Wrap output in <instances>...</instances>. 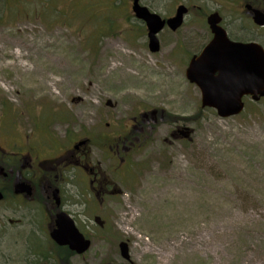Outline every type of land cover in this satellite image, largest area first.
<instances>
[{
	"label": "rangeland",
	"instance_id": "1",
	"mask_svg": "<svg viewBox=\"0 0 264 264\" xmlns=\"http://www.w3.org/2000/svg\"><path fill=\"white\" fill-rule=\"evenodd\" d=\"M142 1L165 19L179 5L190 10L178 32L160 33L156 54L132 0H0V144L41 156L89 140V160L121 195L84 212L77 191L87 185L74 183L76 173H67L66 192L81 221L89 211L107 218L105 228L83 224L96 237L91 256L97 251L103 264H264V99H247L242 115L224 120L202 109L200 89L186 77L210 40L212 12L221 13L234 39L264 42L243 8L251 0ZM77 49L80 84L76 72L53 66L73 67ZM116 61L133 77L108 75ZM21 66L37 69V82L45 74L71 87L35 92ZM149 121L160 123L154 135L124 153L122 140ZM183 127L190 140L172 136ZM121 242L129 244L131 262L121 257Z\"/></svg>",
	"mask_w": 264,
	"mask_h": 264
},
{
	"label": "flooded vegetation",
	"instance_id": "2",
	"mask_svg": "<svg viewBox=\"0 0 264 264\" xmlns=\"http://www.w3.org/2000/svg\"><path fill=\"white\" fill-rule=\"evenodd\" d=\"M239 8L232 11L229 9L232 12L230 13L232 19H236L234 16L239 14ZM243 8L253 19L256 10L264 13V0H251ZM187 9L189 10L188 7ZM215 12L221 16L219 11ZM221 18L223 20L221 26L227 31L229 39L233 42H244L232 37L225 18L222 16ZM255 27V30L264 35V27L258 24H255ZM208 28L211 36L207 45L214 37L209 25ZM247 42L260 43V39ZM260 44L264 48V42ZM163 116L164 113L161 112L157 119L160 121ZM143 117L140 121L142 124H144ZM134 122L137 120L135 119ZM154 122L149 121V127L143 126L141 133H135V136L130 134L131 140L129 138L122 140L123 152L134 151L138 148L137 144L146 141L150 133L152 134L160 125L158 123L156 126ZM183 129L184 127L178 128L172 136L183 139L181 133ZM53 136L56 139V136ZM119 144L120 139L117 140L116 147L118 155H121ZM89 152L87 139L75 142L68 150L63 148L59 151L50 150L41 156H34L33 150L29 147L23 152L15 147L13 149V147L0 146V264H103L97 251L91 256V252L97 247V241L94 235L85 231L83 224L105 228L107 218L89 211L87 220L81 221L76 209L77 202L69 198L66 192L67 173L73 175L76 173L80 177H75L74 183L80 188L87 185L85 191H77V194L84 199L80 202L86 207L84 212L92 205H96L98 211L103 210L113 202L112 198L121 195L120 189L116 186L117 182L112 177L106 176L98 164H92L89 160ZM124 162H126L125 155L121 159V163ZM62 214L68 216L84 238L91 242L88 251L81 253L74 250L71 245L60 244L52 238L54 232L59 230L58 221ZM127 261L131 262V258Z\"/></svg>",
	"mask_w": 264,
	"mask_h": 264
},
{
	"label": "water",
	"instance_id": "3",
	"mask_svg": "<svg viewBox=\"0 0 264 264\" xmlns=\"http://www.w3.org/2000/svg\"><path fill=\"white\" fill-rule=\"evenodd\" d=\"M141 2L133 0L132 13L146 24L149 49L156 54L161 50L159 34L165 28L179 31L189 10L181 5L175 17L166 20ZM253 19L256 25L264 27V13L256 10ZM207 21L214 34L213 40L200 56L191 59L186 77L200 88L202 109L215 110L219 118L226 120L245 111V98L251 97L255 103L264 98V48L255 42H232L227 31L220 26L223 20L219 13H213ZM181 133L183 138H191L189 128H184ZM58 223L59 230L54 232L53 239L60 244H69L81 253L88 251L91 242L84 238L68 216L62 214ZM120 248L121 255L129 260L130 247L122 242Z\"/></svg>",
	"mask_w": 264,
	"mask_h": 264
},
{
	"label": "bare ground",
	"instance_id": "4",
	"mask_svg": "<svg viewBox=\"0 0 264 264\" xmlns=\"http://www.w3.org/2000/svg\"><path fill=\"white\" fill-rule=\"evenodd\" d=\"M113 46L117 47L116 44L113 45ZM19 54H21V58L24 57V56H22V52L19 53ZM78 58H79V51L77 49L73 53V59L77 60L76 62H74V66L73 67L70 64V61H67L66 64L63 61H61L58 64L56 62V64H53V66L54 65L57 66V67L59 66V67H61L63 69H66L67 72H69V70H72V71L76 72L78 78L75 80V83L80 84L81 83L80 80H81V78H83V71H81L82 66H81L80 60H78ZM115 63L116 64H114L110 68L108 75L114 74V72H118V74L124 79H127V78L130 79V78L133 77L132 72L129 69H127L126 64H123V63L119 64V62H117V61ZM18 71L21 72V75L25 79L26 83H32L34 81L35 85H31V87H28V89H35V92H40V91L45 92V91L49 90L50 87L57 89L59 84L60 85L63 84V85H65V87H71L69 82H65V81L64 82H60L59 81V83H55V82L51 81V79L48 76H46L45 74L42 76V80L41 81H38V82L35 81V77L36 76L34 74L37 73V69L36 70H33V69L29 70L26 67L23 68L21 66L20 68H18ZM27 75H29V76H27ZM58 94L62 95V92H59ZM77 101H78V107H82V106L85 105L83 103V98L82 99H78ZM93 105L94 104H90L88 107L91 108V107H93ZM175 195L182 196L183 194H175ZM184 195L186 196L187 193L186 194L184 193Z\"/></svg>",
	"mask_w": 264,
	"mask_h": 264
},
{
	"label": "trees",
	"instance_id": "5",
	"mask_svg": "<svg viewBox=\"0 0 264 264\" xmlns=\"http://www.w3.org/2000/svg\"><path fill=\"white\" fill-rule=\"evenodd\" d=\"M115 6H116V5H115ZM153 133H154V132H152V134H151V133H150V134H151V135H154ZM131 135H132V136H135V133H134V134H131ZM127 138H129L130 140L132 139V137H131V136H129V135H128V137H127Z\"/></svg>",
	"mask_w": 264,
	"mask_h": 264
}]
</instances>
